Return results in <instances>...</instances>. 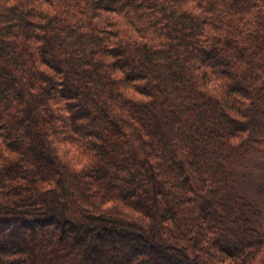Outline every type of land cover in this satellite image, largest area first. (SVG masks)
I'll return each instance as SVG.
<instances>
[{
    "label": "trees",
    "instance_id": "obj_1",
    "mask_svg": "<svg viewBox=\"0 0 264 264\" xmlns=\"http://www.w3.org/2000/svg\"><path fill=\"white\" fill-rule=\"evenodd\" d=\"M261 162L264 0H0V264H264Z\"/></svg>",
    "mask_w": 264,
    "mask_h": 264
},
{
    "label": "rangeland",
    "instance_id": "obj_2",
    "mask_svg": "<svg viewBox=\"0 0 264 264\" xmlns=\"http://www.w3.org/2000/svg\"><path fill=\"white\" fill-rule=\"evenodd\" d=\"M68 147L71 146L68 145ZM241 181L244 183L241 186L242 190L251 194L250 196H252V202L264 201V196H261L257 191L259 186H264V162L251 166L250 174H248L246 178H243Z\"/></svg>",
    "mask_w": 264,
    "mask_h": 264
}]
</instances>
